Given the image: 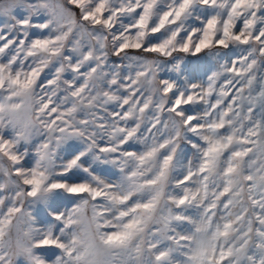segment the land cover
<instances>
[{"label":"snow or ice","instance_id":"obj_1","mask_svg":"<svg viewBox=\"0 0 264 264\" xmlns=\"http://www.w3.org/2000/svg\"><path fill=\"white\" fill-rule=\"evenodd\" d=\"M197 5L215 14L182 34ZM0 17V237L23 214L31 264L44 246L62 250L56 264H264V0H0ZM229 46L238 55L206 85L175 97L171 82L156 86L159 58ZM111 56L130 71H108ZM40 136L25 167L20 146ZM71 138L120 179H57L85 155L56 169ZM54 190L78 197L56 216L58 237L27 209ZM18 255L0 240V264Z\"/></svg>","mask_w":264,"mask_h":264},{"label":"rangeland","instance_id":"obj_2","mask_svg":"<svg viewBox=\"0 0 264 264\" xmlns=\"http://www.w3.org/2000/svg\"><path fill=\"white\" fill-rule=\"evenodd\" d=\"M15 15H22V11L17 9ZM215 14V10L197 5L193 8L191 14L184 21L186 34L192 29L203 27L204 21ZM0 17V22L3 21ZM44 17L38 18L35 22L42 23ZM158 38H153V43ZM238 55V50L234 46L219 50H205L193 55L192 53H180L172 57H161L156 62L157 78L161 81H169L175 85L173 89V97L190 90L192 85H206L209 77L219 71L223 65L229 64ZM129 61L123 57L111 56L108 61L107 70L111 72L119 71L121 74H127L130 69ZM202 105L185 106L186 114L194 115L199 111ZM43 136L35 137L28 144L20 146L21 152H27L22 163L25 167H32L35 163V148L42 142ZM188 140L191 141L188 142ZM180 147V162L187 163L193 155L192 143L196 142L195 137H189ZM103 143V141H101ZM128 151H139L141 145L136 142H130L125 146ZM81 156L79 166L69 170L62 177L57 179L67 183H77L89 178V174L96 176L105 182L114 183L120 179L121 173L117 165L106 162L104 157L96 158L97 152H89L87 143L78 138H71L63 143L56 151L54 160L57 170H62L63 166L70 160ZM87 169V172L85 171ZM78 197L64 190H54L49 193L43 200H34L27 205L30 213L32 225L40 232H47L51 229L53 237L60 236V230L63 224L56 220V216L66 212L77 203ZM186 215L194 216L195 210L188 209ZM34 254L39 256L44 264H56L57 257L62 256V250L55 246H44L34 249ZM14 264H31L30 260L23 255L15 259Z\"/></svg>","mask_w":264,"mask_h":264},{"label":"clouds","instance_id":"obj_3","mask_svg":"<svg viewBox=\"0 0 264 264\" xmlns=\"http://www.w3.org/2000/svg\"><path fill=\"white\" fill-rule=\"evenodd\" d=\"M151 71L155 77V84L156 86H158L159 79L157 78L156 65L152 67ZM152 78H153L152 76L149 77V79ZM26 228H27V221L23 217V214H20L15 218L13 225L11 226V229H5V232L3 236L0 237V240H2L4 248L9 255L19 254L18 256L23 255L24 257L27 258L26 249L31 247V240L25 235Z\"/></svg>","mask_w":264,"mask_h":264}]
</instances>
